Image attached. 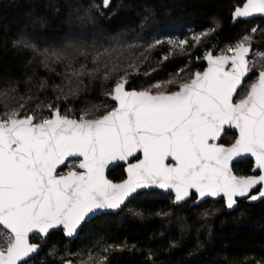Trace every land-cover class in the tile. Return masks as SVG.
<instances>
[{
    "label": "snow or ice",
    "instance_id": "1",
    "mask_svg": "<svg viewBox=\"0 0 264 264\" xmlns=\"http://www.w3.org/2000/svg\"><path fill=\"white\" fill-rule=\"evenodd\" d=\"M240 2L242 6L231 12L234 22L264 18V0ZM101 6L107 9L110 0L84 9L81 19H91L93 9L103 15ZM214 31L210 26L193 32L192 47ZM250 32L219 55L206 51L202 71L181 77L180 69L167 80L138 90L127 87L129 77L140 72L146 53L163 43L159 39L140 53L144 60L134 58L133 50L140 45L119 37L108 47L90 46L91 52L75 48L65 68L67 90L53 84L56 95L47 102L29 106L38 99L31 94V75L24 80L23 95L19 81L0 88V264H29L41 249L40 243L32 242L33 236L44 240L50 230L62 228L66 237H73L91 214L120 209L138 190L170 192L176 204L192 197L196 201L222 197L229 210L235 209L237 198L251 202L264 198V50H253L257 28ZM188 42L189 38L168 39L169 51L161 60L186 55ZM11 46L30 55L29 65L45 68L68 55L64 49L42 47L23 31ZM78 56L91 57L92 66L73 67ZM95 80L105 86V100L89 102L78 115L72 108L61 110V100L66 103L69 96L88 91ZM47 87L41 77L37 90ZM226 129L233 135L231 142L223 143ZM69 158L78 163L62 171ZM242 158L252 159L253 174L233 171V163ZM117 161L126 164V175L114 181L105 173ZM257 186L258 192L251 194ZM127 248L106 244L102 254L89 253L80 264H108L110 252Z\"/></svg>",
    "mask_w": 264,
    "mask_h": 264
},
{
    "label": "trees",
    "instance_id": "2",
    "mask_svg": "<svg viewBox=\"0 0 264 264\" xmlns=\"http://www.w3.org/2000/svg\"><path fill=\"white\" fill-rule=\"evenodd\" d=\"M93 4L101 5L102 0H0V88L7 87L10 81H19V94L23 95L27 90L24 80L31 75V94L38 99L29 101V106L38 100H52L56 95L53 84L67 90L65 68L73 50L82 48L91 52L90 46L108 47L115 37L140 45L133 50L138 60H144L140 53L153 40L163 41L146 53L147 60L141 63L140 72L129 77H134L129 88L137 90L151 79L167 80L180 69H184L181 77L203 70L204 63L198 61L206 51L220 50L244 34L252 35L250 29L258 21L260 27L253 35L252 45L254 50H264V19L232 24L231 12L242 5L240 0H111L107 9L101 6L103 15L93 9L91 19H81L84 9ZM210 26L215 27L214 33L193 48L190 33ZM21 31L42 47L64 49L68 55L63 62H50L48 68L29 65L30 55L11 46L12 39ZM173 34L189 38L187 54L161 60L169 51L168 39L163 37ZM80 63L91 67V57L88 60L76 57L73 67L78 68ZM145 72L150 75L145 76ZM41 77L48 81V87L38 91ZM83 80L88 84L87 76ZM104 87L99 80L93 81L88 91L69 96L66 103L61 100V110L72 108L78 115L89 102L105 100ZM232 135L227 131L223 142H231ZM77 162L71 161L62 171ZM251 168V160L235 166L240 174L250 173ZM124 176L123 167L109 174L114 181ZM173 200V195L145 191L119 213L103 214L84 224L74 240L67 239L63 231L52 232L44 240L33 236L32 241L42 244L43 251L29 264H61L63 260L80 264L81 260H87L84 253L97 257L106 244L128 246L123 252H110L108 264H264V200L255 204L243 200L232 212L227 211L223 200H209L194 207L175 206Z\"/></svg>",
    "mask_w": 264,
    "mask_h": 264
},
{
    "label": "water",
    "instance_id": "3",
    "mask_svg": "<svg viewBox=\"0 0 264 264\" xmlns=\"http://www.w3.org/2000/svg\"><path fill=\"white\" fill-rule=\"evenodd\" d=\"M110 4H111V0H110ZM240 6H242V5H240ZM259 18H261V17H258V16H257V17H250V18H247V19L240 18L238 21H235V22L232 20V24H235V23H237V22H239V21H241V20H244V21H250V20L259 19ZM262 19H264V18H262ZM252 47H253V46H252ZM210 51H212V53H213L214 55H216L217 48H212ZM198 62H200V63H204V64H205V67L207 66V62H206L205 60H203V57H202ZM248 78H249V77H248ZM248 78H246L245 81H246ZM133 79H134V77L129 78V81H130V82H129V84L127 85L128 88H129L130 83L132 82ZM245 81H244V82H245ZM129 89H132V88H129ZM226 130H227V129H226ZM224 134H225V133L222 134V137H223ZM222 137H221V141H222ZM221 141H220V142H221ZM249 159L252 160L251 158H242L239 162H234L233 165H232V167H233V171L235 172V170H234V166H235V164L240 163V162L245 161V160H249ZM73 160H74L73 158H69V160L65 162V165L61 166V170H62L63 168H65V167L68 165V163L71 162V161H73ZM120 166H124V168H125V167H126V164H125L124 162H121V161L114 162V163H113L112 165H110L109 168L106 170V173H105L106 176H107L109 179H111V178L109 177V174H110L113 170L117 169V168L120 167ZM235 173H236V172H235ZM124 174H125V173H124ZM236 174H237V173H236ZM251 174H253V172H251ZM255 174H259V173L257 172V173H255ZM125 175H126V174H125ZM249 175H250V174H249ZM258 188H259V186H257V188L254 189V190L252 191L251 194H256L258 191L255 192V193H253V192H254L255 190H257ZM153 190L159 191V192L164 193V194H166V195H173V194L170 193V192H164L163 190H160V189H152V190H147V189H145V190H138V193H134L131 197H129V198L125 201L124 205H126L127 203H129V202H130L132 199H134L139 193H142V192H145V191H153ZM173 199H174V196H173ZM209 200L218 201V200H223V199H222V197H216V198L208 197V198H205L204 200L196 201L195 198L192 197V198H189L187 202H181V203H179V204L174 203V205H175V206H181V205H184V204H188L189 207H194V206H199V205H201V204H203V203H205L206 201H209ZM243 200H245V199H243V198H237L238 203H237V206L235 207V209H234V210H229V209H227V211H228V212H232V211H235L236 209H238L239 206H240V202L243 201ZM263 200H264V198H261L260 200H257V201H255V202H251V201H248V200H245V201H246L247 203L255 204V203H259V202H261V201H263ZM124 205H122L120 209L115 210V211H113V210H105V211H103V212H97V213H95V214H91L90 217H89V218H86L85 222H83L82 225L78 228L77 233L74 234L73 237H66L65 235H64V236H65L67 239H69V240H74V239H76L77 236L80 234V231H81L82 227L84 226V224L90 222V221H91L92 219H94L95 217H97V216H101V215H103V214H108V213H119V212L122 210V208H123ZM55 231H63V229H62V228L52 229V230H50L49 234H48L45 238H47V237L50 235V233L55 232ZM63 234H64V233H63ZM32 238H33V237H32ZM32 242H33V241H32ZM42 251H43V245L41 244V249H40V251L38 252V254L41 253ZM38 254H35L34 257H35L36 255H38ZM61 264H62V262H61ZM73 264H76V263L73 262Z\"/></svg>",
    "mask_w": 264,
    "mask_h": 264
},
{
    "label": "rangeland",
    "instance_id": "4",
    "mask_svg": "<svg viewBox=\"0 0 264 264\" xmlns=\"http://www.w3.org/2000/svg\"><path fill=\"white\" fill-rule=\"evenodd\" d=\"M253 27H256L257 29H258V27H260V25H259V21L258 22H255V24H254V26ZM188 29V31H190V30H192V29H190V28H187ZM190 34H192V33H190ZM190 37H191V35H190ZM163 38H167V39H185V38H187V36H185V37H179V34H173V35H169V36H166V37H163ZM163 38H161V39H163ZM235 43V42H234ZM233 43V44H234ZM229 45V44H228ZM253 46V45H252ZM227 47V46H226ZM225 47V48H226ZM225 48H222V49H220V50H218L217 49V52H216V55H219V54H221V51L223 50V49H225ZM253 50H254V46H253ZM251 55L249 56V59H251ZM150 82L149 83H154V82H156V80H154V79H151V80H149ZM148 85V84H147ZM146 85V86H147ZM145 86V87H146ZM71 162H69L68 164H70ZM75 165V164H74ZM130 209V208H129ZM129 209L127 208L126 209V211H128L129 212ZM84 255L86 256V258H88V255H89V252H86V253H84ZM82 258V257H81ZM83 259V258H82Z\"/></svg>",
    "mask_w": 264,
    "mask_h": 264
},
{
    "label": "flooded vegetation",
    "instance_id": "5",
    "mask_svg": "<svg viewBox=\"0 0 264 264\" xmlns=\"http://www.w3.org/2000/svg\"><path fill=\"white\" fill-rule=\"evenodd\" d=\"M204 67H205V64H204ZM202 71V70H201ZM249 77H251V76H249ZM249 79V78H248ZM227 131H229V130H226L225 131V134L227 133ZM225 134L223 135V137H222V141L221 142H223V138H224V136H225ZM224 143V142H223ZM250 160V159H249ZM245 161H247V160H245ZM252 161V160H251ZM242 162H244V161H242ZM242 162H240V163H242ZM78 163V162H77ZM252 163H253V161H252ZM239 163H237V164H235V166L236 165H238ZM235 166H234V170H235V172L238 174V175H249V174H251V172H252V168H251V171H250V173H248V174H240V173H238L237 171H236V169H235ZM120 167H123V169H124V166H120ZM116 170V169H115ZM114 171V170H113ZM112 171V172H113ZM259 189V188H258ZM258 189L257 190H255L253 193H255V192H257L258 191ZM245 201V200H244Z\"/></svg>",
    "mask_w": 264,
    "mask_h": 264
},
{
    "label": "built area",
    "instance_id": "6",
    "mask_svg": "<svg viewBox=\"0 0 264 264\" xmlns=\"http://www.w3.org/2000/svg\"><path fill=\"white\" fill-rule=\"evenodd\" d=\"M228 46V45H227Z\"/></svg>",
    "mask_w": 264,
    "mask_h": 264
}]
</instances>
